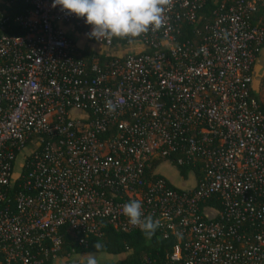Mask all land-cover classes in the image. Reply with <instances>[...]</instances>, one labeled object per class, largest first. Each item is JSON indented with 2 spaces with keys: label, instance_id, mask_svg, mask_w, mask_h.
Listing matches in <instances>:
<instances>
[{
  "label": "built area",
  "instance_id": "obj_1",
  "mask_svg": "<svg viewBox=\"0 0 264 264\" xmlns=\"http://www.w3.org/2000/svg\"><path fill=\"white\" fill-rule=\"evenodd\" d=\"M10 1L29 10L12 18L23 35L0 27V264L58 259L64 224L79 243L104 224L136 230L122 211L134 199L174 239L169 263L264 264V115L249 97L264 47L249 16L264 0H225L209 19L198 14L209 0H173L160 29L123 43L90 38L52 0ZM14 151L29 160L8 208ZM173 152L176 166L200 165L198 182L146 174Z\"/></svg>",
  "mask_w": 264,
  "mask_h": 264
},
{
  "label": "trees",
  "instance_id": "obj_2",
  "mask_svg": "<svg viewBox=\"0 0 264 264\" xmlns=\"http://www.w3.org/2000/svg\"><path fill=\"white\" fill-rule=\"evenodd\" d=\"M225 0H209L203 4L198 14L203 19H209L212 10L219 4H223ZM246 2H253L254 0H244ZM3 6V13L0 12V27L3 28V33L6 36H21L24 34V30L12 23V18L17 15H24L29 7L23 4L21 1L12 3L10 0H0ZM6 20V21H5ZM4 22V23H3ZM250 25L256 27L264 26V14L259 3L255 4V11L249 16ZM191 27L188 25H182L180 36L178 40L181 42L189 40L191 37ZM66 38L71 40L74 45L71 33L66 34ZM125 39H121V43ZM90 44H84L81 54L87 53V47ZM79 52V51H78ZM249 97L254 99L257 103L258 109L264 115V102L260 100L258 95L249 90ZM27 148L30 147V143L27 144ZM13 155L17 156L18 164L16 170V181L14 180L13 186L5 189V198L7 200L8 208L13 207L14 196L21 191L22 178L26 173L25 166L29 160V157L25 153L17 155V152H13ZM178 157H181L179 152H173L169 158L165 160L152 159L149 162V168L146 169V174H149L150 170H154L157 166L166 165L171 170L175 171L181 179L188 177L189 172L192 175V180L198 182L200 178L199 164H184L176 166L173 162ZM16 159V160H17ZM14 168V165L12 164ZM161 175L154 174L153 179ZM18 178V179H17ZM168 182L171 184L172 181ZM173 184V183H172ZM204 205H210L219 209V203L215 201V198H211L203 203ZM60 241L59 251L55 253V258L63 259V264H70L72 256L79 257L78 264H86V254L94 253L97 259V264L109 263V264H140L143 260L148 261L149 264H174L168 262V256L171 252L174 239L168 235L166 238L162 237V232L159 228L156 229L155 235L151 239H146L140 228L130 231L128 233L117 232L109 225L104 224L100 230L98 237L88 235L82 238L81 243L76 238L71 236L69 227L62 225L56 232ZM95 244H99L100 247L96 249ZM45 247L49 246V242L46 240L43 242ZM50 257L42 264H51Z\"/></svg>",
  "mask_w": 264,
  "mask_h": 264
},
{
  "label": "clouds",
  "instance_id": "obj_3",
  "mask_svg": "<svg viewBox=\"0 0 264 264\" xmlns=\"http://www.w3.org/2000/svg\"><path fill=\"white\" fill-rule=\"evenodd\" d=\"M173 0H52V7L68 15H75L91 26L90 38L96 40L135 38L151 30H158L164 24L166 11ZM109 111L115 106L108 102ZM128 222L139 227L146 239H151L159 227L151 216L143 217L142 204L131 200L122 207ZM143 217V218H142ZM96 249L100 247L95 244ZM86 264H97L94 253L86 254Z\"/></svg>",
  "mask_w": 264,
  "mask_h": 264
},
{
  "label": "crops",
  "instance_id": "obj_4",
  "mask_svg": "<svg viewBox=\"0 0 264 264\" xmlns=\"http://www.w3.org/2000/svg\"><path fill=\"white\" fill-rule=\"evenodd\" d=\"M251 90L255 92L260 100L263 98L264 95L261 92L264 90V47L259 51L252 70H251ZM159 173L170 182V176H173L175 179L176 174L175 171L168 168L166 165L159 166ZM173 183V182H172ZM175 187L182 188L186 187L184 184L180 183L178 180L176 183H173Z\"/></svg>",
  "mask_w": 264,
  "mask_h": 264
},
{
  "label": "rangeland",
  "instance_id": "obj_5",
  "mask_svg": "<svg viewBox=\"0 0 264 264\" xmlns=\"http://www.w3.org/2000/svg\"><path fill=\"white\" fill-rule=\"evenodd\" d=\"M262 95H264V90L261 92ZM261 101L264 102V96L263 98L261 99ZM170 180L173 182V183H176L177 182V179H175L173 176H170ZM64 263V260L63 259H55L53 262H51V264H63Z\"/></svg>",
  "mask_w": 264,
  "mask_h": 264
}]
</instances>
